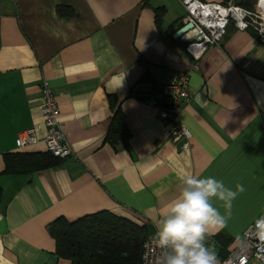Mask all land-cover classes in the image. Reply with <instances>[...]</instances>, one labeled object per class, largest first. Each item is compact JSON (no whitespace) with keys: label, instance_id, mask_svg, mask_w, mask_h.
Here are the masks:
<instances>
[{"label":"crops","instance_id":"1","mask_svg":"<svg viewBox=\"0 0 264 264\" xmlns=\"http://www.w3.org/2000/svg\"><path fill=\"white\" fill-rule=\"evenodd\" d=\"M156 9L165 10L160 26ZM0 11V264H72L58 257L48 231L61 218L109 211L156 231L155 219L188 175L244 186L230 212L215 201L227 223L208 237L222 235L218 248L233 251L264 215V46L257 34L230 27L223 44L195 63L175 38L186 15L182 0H3ZM182 72L192 92L180 114L192 134L189 149L163 139L159 117L168 104L164 85ZM44 83L73 155L28 175L4 174L5 154L48 152ZM142 84L164 97L143 99L135 93ZM119 104L130 139L116 149L107 135ZM29 130L38 142L19 149L18 136Z\"/></svg>","mask_w":264,"mask_h":264},{"label":"built area","instance_id":"2","mask_svg":"<svg viewBox=\"0 0 264 264\" xmlns=\"http://www.w3.org/2000/svg\"><path fill=\"white\" fill-rule=\"evenodd\" d=\"M259 2L260 0L258 5ZM182 5L186 12L183 20L186 25H192V38L184 40L185 52L195 63L200 61L211 47L223 44L230 27L240 32L254 31L259 43L264 46V22L258 21L262 18L237 4L235 0L227 3L182 0ZM194 67L196 69L197 64ZM189 81V72H182L174 74L166 82L163 94L168 104L162 107L159 113L165 127L163 139L173 144L182 142L183 149L191 147L192 138L191 131L180 118L183 108L192 100ZM42 90L44 104L40 113L47 127V151L58 159L66 160L73 155V151L64 132L63 123L58 118L55 96L47 83L43 84ZM153 105H156L155 101ZM37 142L35 130H29L18 136L17 147L23 149ZM261 221H264V215L245 229L241 241L233 251L228 252L224 259L218 258L220 264H264V222ZM156 252L154 239L148 240L144 246L142 264H153Z\"/></svg>","mask_w":264,"mask_h":264},{"label":"trees","instance_id":"3","mask_svg":"<svg viewBox=\"0 0 264 264\" xmlns=\"http://www.w3.org/2000/svg\"><path fill=\"white\" fill-rule=\"evenodd\" d=\"M2 1L0 0V3ZM253 1L235 0L237 4L249 9H254ZM164 11V9L155 10L158 26ZM59 13L65 16L73 15L72 11L64 8H60ZM185 46L184 44V51ZM129 139L130 131L119 104L115 107L107 142L116 149L127 148ZM63 161L50 152L45 154L8 153L4 155V174L28 175L56 167ZM48 231L56 240L58 257L68 259L72 264H142L144 246L148 240L154 239L156 232L148 223L141 224L109 211L89 215L71 223L61 218L51 223ZM222 238V235H217L212 240L221 245L224 243ZM226 255V252L222 251L217 256L219 259H224Z\"/></svg>","mask_w":264,"mask_h":264},{"label":"clouds","instance_id":"4","mask_svg":"<svg viewBox=\"0 0 264 264\" xmlns=\"http://www.w3.org/2000/svg\"><path fill=\"white\" fill-rule=\"evenodd\" d=\"M243 191L242 184L233 189L213 175L186 176L167 211L154 221L157 252L153 264H220L216 251L206 243L213 230L227 223V216L215 201L222 202L230 212L233 201Z\"/></svg>","mask_w":264,"mask_h":264},{"label":"water","instance_id":"5","mask_svg":"<svg viewBox=\"0 0 264 264\" xmlns=\"http://www.w3.org/2000/svg\"><path fill=\"white\" fill-rule=\"evenodd\" d=\"M179 27H181V29L175 34V38H181L183 41L192 38V33H190L192 29V25L190 24L186 25L185 22L182 20L179 23ZM155 90H156L155 86L142 84L138 86V88L135 90V93L140 95L143 99L146 100H150V99L158 100L159 98L164 97L163 95H160L158 97H153Z\"/></svg>","mask_w":264,"mask_h":264},{"label":"rangeland","instance_id":"6","mask_svg":"<svg viewBox=\"0 0 264 264\" xmlns=\"http://www.w3.org/2000/svg\"><path fill=\"white\" fill-rule=\"evenodd\" d=\"M258 1L259 0H254L253 2L255 3V5H254V9H250L253 13H256L260 18H262V20H258L259 21V23H263L264 22V19H263V15H262V12L260 11V9H258V7H257V5H258ZM244 7V6H243ZM244 8H246V7H244ZM246 9H249V8H246ZM1 12V11H0ZM208 241V242H207ZM206 243H208V245L210 246V247H212L215 251H216V253H217V255L220 253V252H222L221 251V249L220 248H218V243L213 239H207L206 240Z\"/></svg>","mask_w":264,"mask_h":264},{"label":"bare ground","instance_id":"7","mask_svg":"<svg viewBox=\"0 0 264 264\" xmlns=\"http://www.w3.org/2000/svg\"><path fill=\"white\" fill-rule=\"evenodd\" d=\"M258 8L262 12L263 19H264V0H260L259 5H258Z\"/></svg>","mask_w":264,"mask_h":264}]
</instances>
